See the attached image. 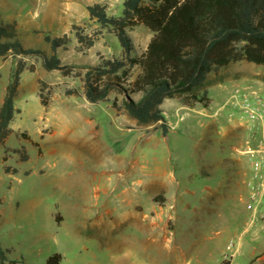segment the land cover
I'll list each match as a JSON object with an SVG mask.
<instances>
[{
	"label": "rangeland",
	"instance_id": "obj_1",
	"mask_svg": "<svg viewBox=\"0 0 264 264\" xmlns=\"http://www.w3.org/2000/svg\"><path fill=\"white\" fill-rule=\"evenodd\" d=\"M123 1L0 0L1 19L16 24L24 47L49 56L43 35L66 34L70 43L56 56L61 65L76 67L63 76L43 69L37 56L21 58L32 72L20 76L13 134L0 147L10 168L5 174L0 160L6 264H46L54 254L58 264H185L192 263L191 243L199 237L227 241L228 252L242 238L237 260L246 264V249L264 243V205L251 198L252 168L243 153L259 137L252 141L238 108L226 101L236 88L264 95V65L239 61L208 74L194 89L206 94L207 107L165 100L166 135L158 124L139 125L115 112L111 103H121L118 94L91 104L82 94L84 70L78 67L95 66L99 57L119 58L121 48L109 29L89 19L86 6L97 3L119 16ZM72 25L93 40L92 47L77 43ZM127 32L140 56L152 32L142 25ZM17 60L0 57V87ZM138 72L133 68L124 81L128 89ZM2 148H21L27 159ZM148 197L178 216L154 230L170 243H153L145 223L136 228L130 219L136 205L148 213ZM181 240L186 244L178 246ZM232 255H222L219 264H229Z\"/></svg>",
	"mask_w": 264,
	"mask_h": 264
},
{
	"label": "trees",
	"instance_id": "obj_2",
	"mask_svg": "<svg viewBox=\"0 0 264 264\" xmlns=\"http://www.w3.org/2000/svg\"><path fill=\"white\" fill-rule=\"evenodd\" d=\"M90 20L101 28L109 29L121 48V56L114 59L99 57L95 66H79L84 70L83 96L91 104L109 102V95L121 96V103H111L117 113L134 119L139 125L158 124L161 134L166 135L167 126L161 105L167 99L177 100L181 106L207 107L205 93L195 92L208 74L231 63L245 61L264 65V0H124L119 16H110L106 7L97 3L87 5ZM142 25L152 32L145 51L137 56L128 35V29ZM77 43L84 49L93 46V40L71 26ZM51 54L40 49L24 47L14 22H4L0 17V57H18L11 69L0 105V147L13 134L10 127L16 114L14 98L20 76L27 68L22 57L37 56L46 71L70 74L75 66L60 64L56 51L65 49L70 38L43 35ZM138 67V74L128 85L130 72ZM75 95H79L76 91ZM137 94V99L132 98ZM44 104V103H43ZM25 138V134L22 133ZM6 152L27 155L21 148H5ZM3 170L10 172L5 155ZM1 204V198H0ZM7 250L0 243V264L7 263ZM60 256L54 254L46 264H58ZM15 264L14 262H11Z\"/></svg>",
	"mask_w": 264,
	"mask_h": 264
},
{
	"label": "crops",
	"instance_id": "obj_3",
	"mask_svg": "<svg viewBox=\"0 0 264 264\" xmlns=\"http://www.w3.org/2000/svg\"><path fill=\"white\" fill-rule=\"evenodd\" d=\"M17 29L19 28L17 27ZM7 81H8V76H7ZM6 84L7 82L5 84L4 83L1 84L0 87V105L3 99ZM2 152H3V148H2ZM148 200H150L149 197ZM134 211L135 212L130 217V219L133 220V224L136 228L139 226L140 227L143 226L142 224L145 223L144 227L146 228V230H148V232H150L153 243H158L160 241L162 243L163 242L170 243L171 240L168 237H155L154 230L156 228L163 229L171 218L173 220H176L178 216L175 213V211H174L175 214L173 216H170L169 214H167L168 213L167 210H164L163 208L160 207H156L153 203L151 204L150 207H148V213H144L143 208L140 207L139 205H136L134 207ZM183 244L185 245L186 243H184V240H181L178 243V246L180 245L183 246ZM191 246H192L191 251L193 254L190 256V261H192V263H185V264H219V258L225 253H231V251H233V255L231 256L232 258L229 260V264H245L238 262L237 260V258L243 255L242 252H243L244 243L242 238L238 240L236 246H234V248L229 252L226 249L227 241L218 239L217 237L196 238L191 243ZM246 251H247L246 261H245L247 262L246 264H251L253 259L258 260L259 262L264 264V243H260V245H258V250L252 247L250 249L249 248L246 249Z\"/></svg>",
	"mask_w": 264,
	"mask_h": 264
},
{
	"label": "built area",
	"instance_id": "obj_4",
	"mask_svg": "<svg viewBox=\"0 0 264 264\" xmlns=\"http://www.w3.org/2000/svg\"><path fill=\"white\" fill-rule=\"evenodd\" d=\"M227 103L238 108L252 141L256 136L259 137L257 143H247L243 153L247 155L252 168L247 183L252 190L251 198L257 206L264 205V95L249 89L236 88Z\"/></svg>",
	"mask_w": 264,
	"mask_h": 264
}]
</instances>
